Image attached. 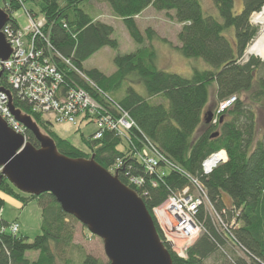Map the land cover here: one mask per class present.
I'll return each instance as SVG.
<instances>
[{
  "label": "trees",
  "instance_id": "trees-1",
  "mask_svg": "<svg viewBox=\"0 0 264 264\" xmlns=\"http://www.w3.org/2000/svg\"><path fill=\"white\" fill-rule=\"evenodd\" d=\"M90 1L3 0L1 9L9 17L8 26L15 30L19 27L12 14L26 4L31 6L25 11L27 16H43L44 25L36 37V46L44 55L50 48L82 75L61 65L69 85L84 89L103 108L107 107L112 116H117V112L111 105L119 106L129 115L136 126L129 133L131 146L127 147L114 132H103L101 138L94 140L92 131L89 135L80 133L82 148H78L59 137L50 124L30 113L27 107L15 106L31 117L61 155L71 159L93 156L99 166L113 174L117 172L118 180L140 197L151 215L170 196L190 190L192 180L203 186L219 220L213 219L205 207L199 208L196 221L203 230L186 250L185 260L178 258L165 243L154 220L172 264H206L224 248L234 255L223 253L221 264H264V135L255 141V114L240 100L242 94L252 92L255 87L252 98L256 101L264 98V61L252 56L244 59L258 31L249 19L262 10L264 0H243L239 14L233 12V0H211L218 18L204 15L198 0H102L138 47L133 53L113 58L115 72L111 76L97 70L83 72L84 62L100 50L119 49L112 38L113 28L88 11ZM146 9L163 13L180 25L176 51L186 60L203 61L210 70L193 69L189 77L158 70L154 65L153 42H167L152 28L139 30L136 18ZM212 84L216 87V108L230 97H235V101L219 115L216 124H205L204 109ZM110 94L122 95L113 99ZM25 140L38 148L28 131ZM142 147L154 148L172 167L160 164L164 175L160 178L149 175L133 157ZM219 151L225 152L227 161L204 175L202 162ZM130 179L141 184L134 185ZM0 194L22 207L35 202L41 219L40 234L31 241L18 232L0 233V264H102L73 242L78 222L62 212L50 194L38 197L22 194L4 177L0 178ZM224 198L229 199L228 204ZM3 205L0 199L1 211ZM11 224L16 223L8 224L1 218L0 228L7 229ZM73 250L78 253L76 258L70 256ZM28 254L36 256L31 259Z\"/></svg>",
  "mask_w": 264,
  "mask_h": 264
},
{
  "label": "built area",
  "instance_id": "built-area-1",
  "mask_svg": "<svg viewBox=\"0 0 264 264\" xmlns=\"http://www.w3.org/2000/svg\"><path fill=\"white\" fill-rule=\"evenodd\" d=\"M29 25L25 30L12 29L8 23L2 28L1 33L9 45L11 54L7 61L0 60V118L16 134L25 139V129L20 125L9 108L11 104L19 110L15 104H22L29 112L41 117L46 123L69 124L77 128L94 127V140L101 138L103 132H114L127 147L131 146L129 133L135 124L129 115L119 106L115 108L117 116H112L107 107H102L84 89L67 83V75L61 69V65L69 67L70 71L77 72L70 63L54 55L48 48L44 55L42 49L36 46V37L44 25V18L27 16ZM59 61L56 62L53 58ZM82 76L80 73H78ZM235 101L230 97L221 102L215 114L212 115V124H216L218 116L229 109ZM22 113V111H21ZM93 131V132H94ZM135 160L143 165L146 173L158 178L164 175L163 166H172L152 147H142L134 153ZM227 161L224 151H219L208 156L201 164L202 173L210 174L218 165ZM134 185H140L138 180L130 179ZM190 190L182 195L170 196L161 206L152 210L155 220L165 243L182 260L186 259V250L201 234L203 228L196 221V215L200 207H205L210 215L219 217L210 205L206 192L197 180H192ZM0 210V221H1ZM233 222L231 223V225ZM16 235L18 225L11 224L6 228L1 227L0 233ZM182 247L177 248V243Z\"/></svg>",
  "mask_w": 264,
  "mask_h": 264
},
{
  "label": "water",
  "instance_id": "water-1",
  "mask_svg": "<svg viewBox=\"0 0 264 264\" xmlns=\"http://www.w3.org/2000/svg\"><path fill=\"white\" fill-rule=\"evenodd\" d=\"M8 21L0 9L1 61H7L11 54L1 33ZM6 94L11 114L33 135L38 148L0 118V178L25 195L50 194L62 212L101 240L108 264H172L152 215L140 197L118 180L117 172L111 174L93 156L71 159L61 155L54 142L41 133L30 116L16 110ZM205 115L204 122L209 124L212 113Z\"/></svg>",
  "mask_w": 264,
  "mask_h": 264
},
{
  "label": "rangeland",
  "instance_id": "rangeland-1",
  "mask_svg": "<svg viewBox=\"0 0 264 264\" xmlns=\"http://www.w3.org/2000/svg\"><path fill=\"white\" fill-rule=\"evenodd\" d=\"M198 2L201 5L204 15L218 18L217 11L213 6L211 0H198ZM3 6V0H0V9L3 8ZM242 6L243 0H233L234 14L241 13ZM87 7L91 15L98 16L97 19L100 22L110 25L113 28L114 32L112 38L118 42L119 49L117 51L111 50L109 48H104L100 50L99 52L94 54L90 59L84 62V64L82 65L83 72L86 73L92 70H97L105 76H111L115 72L113 58L117 54L125 55L133 53L138 47L129 38L121 21L111 14L109 8L102 0H91ZM29 9H31V6L29 4H26L24 8H21L20 10L12 14V18L16 20L19 29L22 31L25 30L29 25L28 17L25 14V11ZM34 12L38 14L37 10H34ZM38 17H41V15ZM136 22L141 32H143L146 28H152L161 39H164L167 42H153V48L156 54L154 65L158 70L167 73L179 74L185 77L191 76L193 69L199 71L210 70V68L203 61L186 60L176 51L175 47L178 46L176 35L178 33V30H180V25L170 20L163 13H155L152 9H149V12L143 14L139 19L137 18ZM251 25L255 26L256 29L258 28L252 23ZM251 44L248 46L245 52L244 59L246 60L248 57L252 56L260 61H264V59H260L256 56L248 55V50L251 47ZM258 74L259 75L257 79H259V76H261L260 73ZM215 88V84L210 85L208 88V103L211 105L208 107L207 112L212 113V115L215 114L217 109L216 105L213 102ZM255 91L256 87L252 90V92L248 94H242L240 96V100L245 102L249 109H251L255 114V141H257L264 135V98L257 101L254 100L252 96ZM138 92L143 93V89L139 88ZM121 95L122 94H110V97L113 99H118V97H120ZM51 129L59 137L66 139L68 142L78 148H82V145L79 140L80 133L82 132L84 133V135H89L92 131H94V127L91 126L87 129H84V127H82L80 128V132H78L76 126H72L65 123L53 124L51 125ZM197 131H199V129ZM197 131L194 136L197 135ZM110 173L113 174V172ZM2 210L3 211L1 213V218L3 220L9 223L16 221V223H18V225L20 226V230L18 233L19 236L22 235L24 237H27L31 241L40 234V209L35 202L29 203L22 210L18 211L14 207V205L8 200L3 205ZM213 217V219H216L215 216ZM73 242L79 247H81L84 254L90 255L100 260L102 264H108V260L103 252V245L101 240L94 236H91L89 232L80 223H77L75 225V234ZM180 244L182 243H177V248L182 247ZM232 252V250L229 251L227 250V248H224L222 252L219 251L218 253L214 254L205 263L221 264V260L224 256L223 253L231 257L232 255H234V253ZM70 256L76 258L78 256L77 251L73 250L70 253ZM28 257L33 259L35 258V254H28Z\"/></svg>",
  "mask_w": 264,
  "mask_h": 264
},
{
  "label": "bare ground",
  "instance_id": "bare-ground-1",
  "mask_svg": "<svg viewBox=\"0 0 264 264\" xmlns=\"http://www.w3.org/2000/svg\"><path fill=\"white\" fill-rule=\"evenodd\" d=\"M250 22L258 27V35L252 42L251 47L248 50V55L264 59V7L259 13L251 15Z\"/></svg>",
  "mask_w": 264,
  "mask_h": 264
},
{
  "label": "crops",
  "instance_id": "crops-1",
  "mask_svg": "<svg viewBox=\"0 0 264 264\" xmlns=\"http://www.w3.org/2000/svg\"><path fill=\"white\" fill-rule=\"evenodd\" d=\"M147 12H149V9H146L139 17H137L138 19L143 15V14H145V13H147ZM137 18H136V20H137ZM138 25V24H137ZM179 31V30H178ZM214 96H215V94H214ZM213 102H214V99H213ZM211 104H209L208 103V105L206 106V108L204 109V114L207 112V110H208V107L210 106ZM88 127H86V128H84V129H87ZM0 199L4 202V204L6 203V201H10L13 205H14V207L19 211V210H22L24 207H22L21 206V204L20 203H18L17 201H15V200H13V199H11V198H9V197H7V196H5V195H3V194H0ZM224 200H225V202H226V204H228L229 203V199H227V198H224ZM3 211V210H2ZM3 220V219H2ZM4 222H6L5 220H3ZM6 223H8L9 224V222H6ZM11 223H16V221H14V222H11ZM16 224H18V223H16ZM19 230H20V226L18 225V233H19ZM36 256V255H35Z\"/></svg>",
  "mask_w": 264,
  "mask_h": 264
}]
</instances>
